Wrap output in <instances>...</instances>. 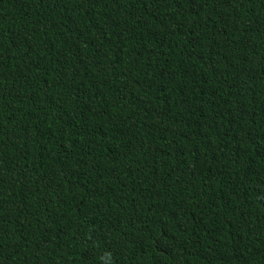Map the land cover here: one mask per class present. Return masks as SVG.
<instances>
[{"label":"trees","instance_id":"16d2710c","mask_svg":"<svg viewBox=\"0 0 264 264\" xmlns=\"http://www.w3.org/2000/svg\"><path fill=\"white\" fill-rule=\"evenodd\" d=\"M0 264H264V0H0Z\"/></svg>","mask_w":264,"mask_h":264}]
</instances>
